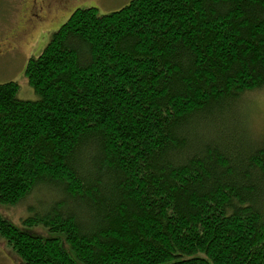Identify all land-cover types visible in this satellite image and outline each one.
Segmentation results:
<instances>
[{
    "label": "trees",
    "instance_id": "trees-1",
    "mask_svg": "<svg viewBox=\"0 0 264 264\" xmlns=\"http://www.w3.org/2000/svg\"><path fill=\"white\" fill-rule=\"evenodd\" d=\"M50 37L36 99L0 83V205L48 195L0 215L17 262L264 264V133L223 116L264 88V0L82 7Z\"/></svg>",
    "mask_w": 264,
    "mask_h": 264
},
{
    "label": "rangeland",
    "instance_id": "rangeland-1",
    "mask_svg": "<svg viewBox=\"0 0 264 264\" xmlns=\"http://www.w3.org/2000/svg\"><path fill=\"white\" fill-rule=\"evenodd\" d=\"M129 1L130 0H73L71 6H73V10L74 8L94 7L97 9V13L104 15L126 6ZM16 3V0H0V83L13 81L19 84L18 96L21 99L30 101L36 99L37 96L33 92L30 84L27 83L24 68L28 59L30 57H36L51 37L49 36V38L43 41L29 38L25 39L21 44H15L13 39L10 38L12 43L10 47H15V50L18 47L20 51L16 54L4 53L5 50H3V46H7V42H10V40H6L5 38L9 32H11L12 26L19 17L17 12H14L17 6ZM228 107L230 108V115L223 116L227 117L226 119L230 125H234L237 133L241 131L245 137L250 131L253 132L254 135L256 134V136L262 134V132L264 133V88L256 90L253 93L242 94L239 100L235 101V103H231ZM47 196L48 195L42 193H39V195L34 193L23 200V202L12 205V207L1 204L0 215L7 218L12 224L19 225L26 216L31 214L32 211L29 208L31 207L34 209L38 207V203L45 204V201L48 199ZM0 264H19L15 256L5 246L3 240H0Z\"/></svg>",
    "mask_w": 264,
    "mask_h": 264
},
{
    "label": "flooded vegetation",
    "instance_id": "flooded-vegetation-1",
    "mask_svg": "<svg viewBox=\"0 0 264 264\" xmlns=\"http://www.w3.org/2000/svg\"><path fill=\"white\" fill-rule=\"evenodd\" d=\"M14 12L18 19L12 26L11 32L6 36L7 46H3L4 53H18L11 46V39L16 44H21L25 39H36L43 41L60 27V24L73 11L71 3L73 0H16ZM75 9V8H74ZM9 48V49H8ZM17 51V52H16ZM22 53V52H21Z\"/></svg>",
    "mask_w": 264,
    "mask_h": 264
}]
</instances>
